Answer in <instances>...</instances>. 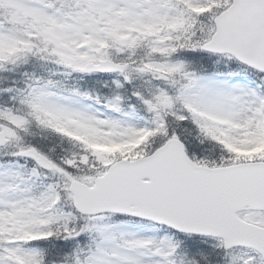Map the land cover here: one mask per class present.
I'll return each instance as SVG.
<instances>
[{"label": "snow or ice", "instance_id": "1", "mask_svg": "<svg viewBox=\"0 0 264 264\" xmlns=\"http://www.w3.org/2000/svg\"><path fill=\"white\" fill-rule=\"evenodd\" d=\"M0 264H264V0H0Z\"/></svg>", "mask_w": 264, "mask_h": 264}]
</instances>
